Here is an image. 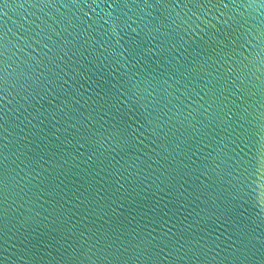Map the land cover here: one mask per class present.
Masks as SVG:
<instances>
[{"label": "water", "instance_id": "water-1", "mask_svg": "<svg viewBox=\"0 0 264 264\" xmlns=\"http://www.w3.org/2000/svg\"><path fill=\"white\" fill-rule=\"evenodd\" d=\"M0 264H264V0H0Z\"/></svg>", "mask_w": 264, "mask_h": 264}]
</instances>
